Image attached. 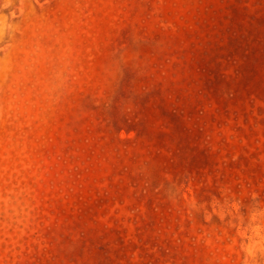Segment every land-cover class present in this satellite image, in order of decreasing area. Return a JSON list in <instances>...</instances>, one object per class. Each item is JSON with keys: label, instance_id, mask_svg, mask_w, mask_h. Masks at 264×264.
<instances>
[{"label": "rangeland", "instance_id": "rangeland-1", "mask_svg": "<svg viewBox=\"0 0 264 264\" xmlns=\"http://www.w3.org/2000/svg\"><path fill=\"white\" fill-rule=\"evenodd\" d=\"M0 264H264V0H0Z\"/></svg>", "mask_w": 264, "mask_h": 264}]
</instances>
